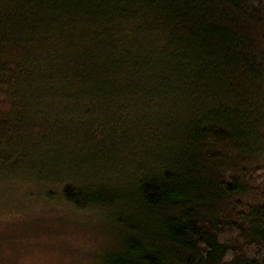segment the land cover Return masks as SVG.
<instances>
[{"label":"trees","instance_id":"obj_1","mask_svg":"<svg viewBox=\"0 0 264 264\" xmlns=\"http://www.w3.org/2000/svg\"><path fill=\"white\" fill-rule=\"evenodd\" d=\"M23 171L102 211L99 264H264V0H0Z\"/></svg>","mask_w":264,"mask_h":264},{"label":"rangeland","instance_id":"obj_2","mask_svg":"<svg viewBox=\"0 0 264 264\" xmlns=\"http://www.w3.org/2000/svg\"><path fill=\"white\" fill-rule=\"evenodd\" d=\"M22 173L0 177V264H99L116 242L102 211L73 209Z\"/></svg>","mask_w":264,"mask_h":264}]
</instances>
